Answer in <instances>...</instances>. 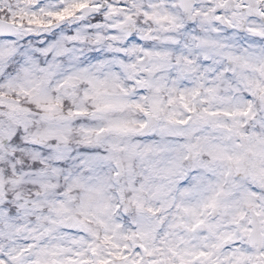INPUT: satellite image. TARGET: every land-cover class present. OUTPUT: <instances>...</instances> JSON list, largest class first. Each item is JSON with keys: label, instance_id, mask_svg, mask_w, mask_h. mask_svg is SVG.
<instances>
[{"label": "clouds", "instance_id": "obj_1", "mask_svg": "<svg viewBox=\"0 0 264 264\" xmlns=\"http://www.w3.org/2000/svg\"><path fill=\"white\" fill-rule=\"evenodd\" d=\"M76 2L0 0L27 13L0 35V250L44 264L108 235L165 264H264V0H88L99 29Z\"/></svg>", "mask_w": 264, "mask_h": 264}, {"label": "snow or ice", "instance_id": "obj_2", "mask_svg": "<svg viewBox=\"0 0 264 264\" xmlns=\"http://www.w3.org/2000/svg\"><path fill=\"white\" fill-rule=\"evenodd\" d=\"M119 7L121 9H124L126 6L123 3H121ZM72 8L91 10L92 14L94 15L93 26L96 27L97 29L102 27V25L96 23L102 19V16L99 14V12L101 11L99 5L93 7L90 6L88 0H77V2L72 5ZM114 9L115 6H113V10ZM7 11L9 13V16L4 19H0V35L18 34L22 19L26 17L27 13L23 9L19 11H15L9 8ZM49 15L55 16V18L58 20H63L65 17H71L73 15V11L71 8H63V10L61 11L50 12ZM128 15L130 16V13ZM29 23H32V21H29ZM189 27H191V25H189ZM113 32H115V30H113ZM121 32L127 37V44L129 46V49L142 54L139 57L141 60L143 59L144 55L151 54V50L146 45L143 44V41L146 39V37L139 36L134 32L128 31L127 27L123 25L121 27ZM99 35L100 34L98 33V38ZM67 38L73 41L83 39L79 29H77L75 35H69ZM110 39L117 40L119 39V36L113 34L110 36ZM50 49H55L57 54H63L69 51L68 49H65L59 41L49 45L48 48H45L44 42H42L39 48L37 49V51H39L42 55H47L49 54ZM127 50L128 49L115 48V51L121 55H123ZM14 54H15V49L13 47H6L4 44H0V58L10 57L13 56ZM159 54L160 53H157V55ZM27 59L31 61L33 60V57H27ZM91 59L95 61V63L99 66H103L106 63V61L100 59L98 55H92ZM120 63L123 64V61H120ZM83 71L85 73L88 72L87 69H84ZM82 78L87 79L88 82L90 84H93L94 87L96 86V84L94 83V77H92L91 75H85V76L70 75L68 76L65 83ZM98 83L102 84L104 83V81H99ZM135 83L144 84L146 83V81L136 80ZM51 107L53 106H50V109ZM105 107H111V105H106ZM137 107H140V105H137ZM185 108L188 110L190 114L192 113L193 110L189 108L187 104L185 105ZM76 114L81 115L83 113L78 111ZM243 115H248V112L243 113ZM191 120H192V116L189 115L187 120H181L179 121V123L185 124ZM19 143H20V135L17 134L13 139V144H19ZM4 208L6 210H9L13 214L16 211L15 208H10V206L7 204L4 205ZM199 223H203V221H200ZM115 227L119 228L120 225L117 224ZM134 237H139L141 240H144L146 237V233L133 231L131 237L124 236V239L129 240ZM103 244L109 246L106 251L100 250L99 245L90 244L86 251H75L72 255L65 257L63 260L52 259L45 261L44 264H165L164 261L157 260L154 258L155 256L154 251L151 250L146 243H140L130 247V245L127 243L120 244L114 242L112 237L105 235L103 237ZM51 255L55 257L57 253H51ZM208 255H209L208 253L201 251L196 257V259H198L199 257H207ZM260 255L264 256V252H262ZM145 256L149 257L150 259L146 261ZM0 264H20V257L16 254H13L12 251L0 250ZM35 264H41V261L37 260L35 261ZM180 264H193V262L181 260Z\"/></svg>", "mask_w": 264, "mask_h": 264}]
</instances>
